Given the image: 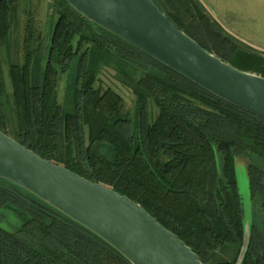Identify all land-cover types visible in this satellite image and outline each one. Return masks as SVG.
I'll use <instances>...</instances> for the list:
<instances>
[{
	"label": "trees",
	"instance_id": "obj_1",
	"mask_svg": "<svg viewBox=\"0 0 264 264\" xmlns=\"http://www.w3.org/2000/svg\"><path fill=\"white\" fill-rule=\"evenodd\" d=\"M152 1L200 46L264 76V52L228 33L200 0ZM19 2L0 0V46ZM48 7L55 19L46 46L26 24L22 61L9 65L8 86L0 67V130L128 196L204 264H236L245 211L235 158H247L250 233L240 264H264V119L90 22L65 0H48ZM75 57L76 80L60 104L59 80ZM105 68L130 89L133 111L116 90L95 85ZM105 144L113 159L103 153ZM229 246V259L217 256ZM0 264L131 263L86 227L0 178Z\"/></svg>",
	"mask_w": 264,
	"mask_h": 264
},
{
	"label": "water",
	"instance_id": "obj_2",
	"mask_svg": "<svg viewBox=\"0 0 264 264\" xmlns=\"http://www.w3.org/2000/svg\"><path fill=\"white\" fill-rule=\"evenodd\" d=\"M79 14L215 96L264 119V76L223 61L178 29L152 0H65ZM0 178L102 238L131 264H204L177 235L128 196L44 159L0 130ZM245 211V210H244ZM250 214L244 215L248 246Z\"/></svg>",
	"mask_w": 264,
	"mask_h": 264
},
{
	"label": "rangeland",
	"instance_id": "obj_3",
	"mask_svg": "<svg viewBox=\"0 0 264 264\" xmlns=\"http://www.w3.org/2000/svg\"><path fill=\"white\" fill-rule=\"evenodd\" d=\"M49 13L48 0H21L11 11V27L7 42L5 45L0 46V67L2 69L4 79L9 85L8 67L11 63L22 61V39L25 35L26 24H29L33 31V36L36 37L39 33L43 37V47L49 41L50 29L53 21ZM219 19V18H218ZM220 19L225 22V18ZM227 24V23H226ZM228 25V24H227ZM243 42V41H242ZM245 45L257 49L246 42ZM259 50V49H257ZM261 51V50H260ZM264 52V51H262ZM76 64L77 58L75 57L71 65L61 74L59 84L57 87V100L60 104L64 103V93L66 88H72V85L76 80ZM101 89L111 87L116 90L120 95L123 96L125 106L130 111L134 110V96L132 95L129 88L124 86L115 76V72L111 68H105L99 77V80L95 84ZM152 119V117H151ZM103 153L109 158L113 159L114 151L109 144H105ZM247 158L236 157L235 158V169L237 186L239 193L242 197L244 210L246 213L251 210V200L249 196L248 178H247ZM3 227L9 229L7 223L2 224ZM233 254L232 247L226 248V251H219L218 257L229 259Z\"/></svg>",
	"mask_w": 264,
	"mask_h": 264
},
{
	"label": "crops",
	"instance_id": "obj_4",
	"mask_svg": "<svg viewBox=\"0 0 264 264\" xmlns=\"http://www.w3.org/2000/svg\"><path fill=\"white\" fill-rule=\"evenodd\" d=\"M231 35L264 51V0H200ZM221 18H225L224 23ZM219 18V19H218Z\"/></svg>",
	"mask_w": 264,
	"mask_h": 264
}]
</instances>
